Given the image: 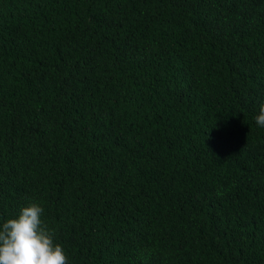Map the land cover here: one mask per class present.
<instances>
[{
    "label": "trees",
    "instance_id": "1",
    "mask_svg": "<svg viewBox=\"0 0 264 264\" xmlns=\"http://www.w3.org/2000/svg\"><path fill=\"white\" fill-rule=\"evenodd\" d=\"M264 0H0V225L67 264H264Z\"/></svg>",
    "mask_w": 264,
    "mask_h": 264
},
{
    "label": "clouds",
    "instance_id": "2",
    "mask_svg": "<svg viewBox=\"0 0 264 264\" xmlns=\"http://www.w3.org/2000/svg\"><path fill=\"white\" fill-rule=\"evenodd\" d=\"M255 120L264 127V104ZM42 212L40 205L32 203L0 225V264H67L62 246L53 242L43 224Z\"/></svg>",
    "mask_w": 264,
    "mask_h": 264
}]
</instances>
